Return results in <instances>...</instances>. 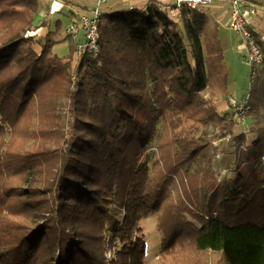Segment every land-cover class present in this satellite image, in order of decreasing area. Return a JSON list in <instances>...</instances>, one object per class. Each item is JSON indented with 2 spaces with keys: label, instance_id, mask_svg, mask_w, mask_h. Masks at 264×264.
I'll return each mask as SVG.
<instances>
[{
  "label": "trees",
  "instance_id": "1",
  "mask_svg": "<svg viewBox=\"0 0 264 264\" xmlns=\"http://www.w3.org/2000/svg\"><path fill=\"white\" fill-rule=\"evenodd\" d=\"M206 8L181 7V27L153 2L104 10L74 63L82 35L56 40V22L36 52L39 0H0V264H143L151 214L159 264H264V130L230 136L234 179L210 165L207 132L235 113L216 109L228 73Z\"/></svg>",
  "mask_w": 264,
  "mask_h": 264
},
{
  "label": "rangeland",
  "instance_id": "2",
  "mask_svg": "<svg viewBox=\"0 0 264 264\" xmlns=\"http://www.w3.org/2000/svg\"><path fill=\"white\" fill-rule=\"evenodd\" d=\"M56 1L69 2H65L66 4L62 6L64 7V9L61 11L62 13H59L58 11L60 10V7L58 8V10L52 11L53 6L55 4L54 0H51V7L50 9H48L50 17H47L45 13L40 15L38 12L35 22H46V25L48 26V31L51 32L56 31V22H58L60 29L58 33H56V37H58L56 38V40H60L62 39L67 26L73 20L72 15H70V13L72 12V8L69 6L77 7L79 8V10H85L89 8V6H92L95 2L89 5L86 2L87 0ZM147 1L148 0H110L108 6L105 7V10H118L122 8H128L129 6L131 7V5L136 6L138 8H142L144 5H146ZM261 1L263 2V4H260L259 2L258 3L264 6V0ZM41 2L42 0H39V4ZM152 2L155 3L156 0ZM206 10L208 13L207 16H209V18L214 17L219 26V37L223 47L224 59L228 73V83L226 92L227 97L231 96L236 102L240 103L244 101V99H246V97L250 93L251 88L253 87V89L255 90L254 92H256L254 96L257 98V100L252 102V104H250L249 100L247 99V104H249L248 109L251 110V113L250 111H248L247 114V117L249 116V119L245 118V125H248L247 127H242L239 123H237L239 120L237 119L235 114H227L223 118V120L215 127V129H210L207 132L208 138L215 139L213 142V147H215L216 149L214 150V152H210L209 157L211 169L215 172L216 177L220 181L223 178L234 179V177L236 176V157L233 152L234 146H232L233 144L229 143V139H231L230 136L234 135L238 137L240 135V132L244 131L243 129H248L249 132L247 130L244 136V145L245 147H250L253 141L257 139V131L261 128L264 130V69L262 66L261 69L257 71L255 80L251 84L252 79L250 77V68L245 63L244 53L241 50H238L237 48L238 44L240 43V39L234 33V31L224 26L228 18L227 5H224L223 3L214 4L213 6L207 7ZM256 18L258 19H253V31L257 35V39L260 40L261 37H264V11ZM175 20H177L176 22L181 27L180 20L178 18H176ZM44 24L45 23L42 24V27L45 28L46 26ZM28 29L29 28L25 30V36H31L34 39L35 35L33 36V34L31 33L33 29H29V31ZM41 38L42 37L34 39L35 42L33 48L36 52L40 51L36 46V41ZM57 46L58 48L56 52L62 54L61 52L65 51L67 44L58 43ZM77 60V56L74 55L73 62L76 63ZM221 100L224 101V98H220L219 101ZM222 105H224L225 109L223 111L217 110L220 113H229L233 109L226 103V101L225 104L223 102ZM157 127L158 129H160V124ZM230 131H232L231 135H229ZM155 146L156 140L154 141L151 149L147 152L149 156V166L151 164L152 159L156 156ZM221 160H223V163H221ZM156 217L157 215L151 214L147 218L140 221L138 224L140 232L137 235L143 237L147 247L146 256L143 260V264H159L158 261L160 255L161 236L160 232L156 228ZM189 220L191 222H194L191 219ZM207 253V264H213L216 260V254L211 252ZM106 255L109 256V253H107Z\"/></svg>",
  "mask_w": 264,
  "mask_h": 264
},
{
  "label": "built area",
  "instance_id": "3",
  "mask_svg": "<svg viewBox=\"0 0 264 264\" xmlns=\"http://www.w3.org/2000/svg\"><path fill=\"white\" fill-rule=\"evenodd\" d=\"M109 1L95 0V3L85 10L69 6L72 8L74 18L67 26L66 33L74 38L79 35L83 37V42L77 46L75 54L77 58L83 52H97L100 18ZM149 2L152 1L148 0L146 3ZM219 3L227 5L228 18L224 26L234 31L240 39L237 48L244 53L245 63L250 68L252 84L263 60L261 49L253 36V19L263 13L264 6L258 4L256 0H156L155 2L156 6L166 10L173 20L179 18L180 9L183 6L191 10H199ZM61 8L62 6H60ZM260 40L264 43V37H261ZM247 99L248 96L244 101L238 103L231 96L227 97V104L233 108L232 110L241 123H243L246 114Z\"/></svg>",
  "mask_w": 264,
  "mask_h": 264
},
{
  "label": "crops",
  "instance_id": "4",
  "mask_svg": "<svg viewBox=\"0 0 264 264\" xmlns=\"http://www.w3.org/2000/svg\"><path fill=\"white\" fill-rule=\"evenodd\" d=\"M66 1H64V2H61V1H56V0H54V4H58L59 5V7L60 6H63V4H61V3H65ZM89 5L90 4H92V3H94L95 2V0H87L86 1ZM256 2L258 3H260V4H263V2L261 1V0H256ZM262 2V3H261ZM51 0H42V2L40 3V10H39V14L40 15H42V14H46V16L47 17H50V13H48V9H50V7H51ZM68 3V2H67ZM258 3V4H259ZM83 5V4H82ZM132 6V5H131ZM130 7V6H129ZM58 10V9H57ZM52 11H54V9H52ZM55 15V14H54ZM72 18H74V16L72 17ZM43 23H45L44 25L46 26L45 28L44 27H42V24ZM35 25L36 26H34L32 29V34H33V36L35 35V38L34 39H37V38H40V37H43V36H45L46 35V33L48 32V26L46 25V22H39V21H36L35 22ZM39 36V37H38ZM56 38H58V37H56L55 36V39ZM37 47H38V50H40V48H39V46L38 45H36ZM59 46V45H58ZM58 46L56 45V46H54V51L56 52L57 51V48H58ZM57 53V52H56ZM62 54H59V53H57L58 55H60V56H62V55H65V54H67V47H66V49H65V51L64 52H61ZM223 102H224V104H225V101H219V102H217L216 103V108H217V110H224L225 109V107H224V105H222L223 104Z\"/></svg>",
  "mask_w": 264,
  "mask_h": 264
},
{
  "label": "bare ground",
  "instance_id": "5",
  "mask_svg": "<svg viewBox=\"0 0 264 264\" xmlns=\"http://www.w3.org/2000/svg\"><path fill=\"white\" fill-rule=\"evenodd\" d=\"M59 8V5L58 4H55L54 6H53V9L54 10H57Z\"/></svg>",
  "mask_w": 264,
  "mask_h": 264
}]
</instances>
